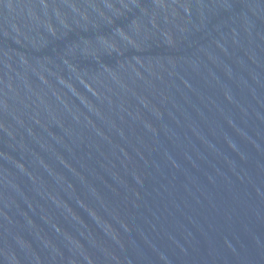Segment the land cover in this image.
I'll use <instances>...</instances> for the list:
<instances>
[{"label":"water","instance_id":"95a60500","mask_svg":"<svg viewBox=\"0 0 264 264\" xmlns=\"http://www.w3.org/2000/svg\"><path fill=\"white\" fill-rule=\"evenodd\" d=\"M0 264H264V0H0Z\"/></svg>","mask_w":264,"mask_h":264}]
</instances>
